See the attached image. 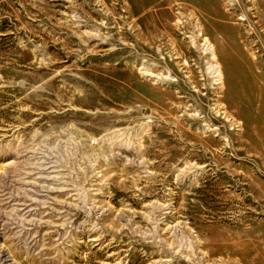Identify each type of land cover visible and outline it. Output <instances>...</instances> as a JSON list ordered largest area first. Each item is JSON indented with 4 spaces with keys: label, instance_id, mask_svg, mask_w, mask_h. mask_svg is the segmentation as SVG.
Listing matches in <instances>:
<instances>
[{
    "label": "rangeland",
    "instance_id": "obj_1",
    "mask_svg": "<svg viewBox=\"0 0 264 264\" xmlns=\"http://www.w3.org/2000/svg\"><path fill=\"white\" fill-rule=\"evenodd\" d=\"M0 264H264V0H0Z\"/></svg>",
    "mask_w": 264,
    "mask_h": 264
},
{
    "label": "bare ground",
    "instance_id": "obj_2",
    "mask_svg": "<svg viewBox=\"0 0 264 264\" xmlns=\"http://www.w3.org/2000/svg\"><path fill=\"white\" fill-rule=\"evenodd\" d=\"M243 2H244V0H243ZM205 6H206V9H207V13H208V15L210 17H211V15L216 16V17L217 16L218 17L221 16V12H220L219 7L217 6V4H214L213 2H210L208 5L205 4ZM242 18H239V19H242ZM196 26L198 27L199 24L197 23ZM197 31H198V33L195 34V39L198 40L199 36L202 37L203 44H202V48L201 49H202V51L205 54H207L210 57L211 60L214 61L216 59L215 50H214L213 45H211V43L209 42V39L203 36L204 29L201 26H199ZM237 35H238V33L236 31H234L233 29H231V34H230V36H228V39L230 38L231 40H234L235 38L239 37Z\"/></svg>",
    "mask_w": 264,
    "mask_h": 264
}]
</instances>
